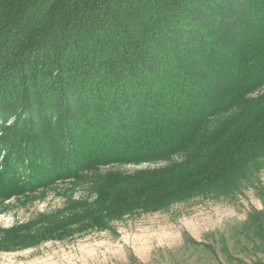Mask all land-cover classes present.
Segmentation results:
<instances>
[{
  "label": "trees",
  "instance_id": "trees-1",
  "mask_svg": "<svg viewBox=\"0 0 264 264\" xmlns=\"http://www.w3.org/2000/svg\"><path fill=\"white\" fill-rule=\"evenodd\" d=\"M263 170L264 0H0V202L86 192L0 228V250L197 196L264 201Z\"/></svg>",
  "mask_w": 264,
  "mask_h": 264
},
{
  "label": "rangeland",
  "instance_id": "rangeland-1",
  "mask_svg": "<svg viewBox=\"0 0 264 264\" xmlns=\"http://www.w3.org/2000/svg\"><path fill=\"white\" fill-rule=\"evenodd\" d=\"M147 163L115 164L133 172ZM264 186V170L261 173ZM68 185L0 202V228L27 222L86 192ZM0 264H264V201L249 187L231 197L197 196L167 209L138 212L60 240L0 250Z\"/></svg>",
  "mask_w": 264,
  "mask_h": 264
}]
</instances>
